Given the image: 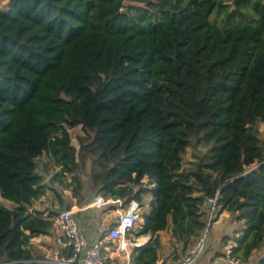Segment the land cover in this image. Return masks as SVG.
Segmentation results:
<instances>
[{
  "label": "trees",
  "instance_id": "1",
  "mask_svg": "<svg viewBox=\"0 0 264 264\" xmlns=\"http://www.w3.org/2000/svg\"><path fill=\"white\" fill-rule=\"evenodd\" d=\"M232 1L7 0L0 197L15 206L0 205V261L33 258L30 240L52 238L53 216L69 207L30 210L47 191L37 173L46 154L57 181L71 177L76 205L90 191L142 205L149 193L136 235L170 223L179 253L205 228L201 200L217 195V216L235 224L236 255L264 264V0ZM77 126L75 148L68 130ZM190 148L195 161L184 167ZM158 249L152 240L134 264H154Z\"/></svg>",
  "mask_w": 264,
  "mask_h": 264
},
{
  "label": "built area",
  "instance_id": "2",
  "mask_svg": "<svg viewBox=\"0 0 264 264\" xmlns=\"http://www.w3.org/2000/svg\"><path fill=\"white\" fill-rule=\"evenodd\" d=\"M143 207L135 198L125 201L87 193L84 204L69 205L53 216L54 247L51 254L33 257L20 264H134L135 251L152 241L148 234L136 235ZM218 208L217 195L201 200L199 209L206 217L203 231L178 258L172 261L157 258L154 264H203L206 257V264H248L236 255V244L232 241L215 244L216 251L211 257L207 256L211 248L210 228L216 223ZM90 210H97L99 214L109 210L113 221L92 233L81 219L89 215Z\"/></svg>",
  "mask_w": 264,
  "mask_h": 264
},
{
  "label": "rangeland",
  "instance_id": "3",
  "mask_svg": "<svg viewBox=\"0 0 264 264\" xmlns=\"http://www.w3.org/2000/svg\"><path fill=\"white\" fill-rule=\"evenodd\" d=\"M6 5H7V0H0V11L4 10ZM257 129H258V137L262 140L264 144V123H258ZM68 132H69L70 139H71V145L77 148L78 145H77L76 137L78 135H83L82 130L80 129L79 126H77L73 129H69ZM195 153L196 152L194 149L192 148L187 149L184 155V159H183L184 167H190V165L195 161V157H194ZM80 170H83L82 171L83 173L80 176L82 180L85 182L87 180L89 170H90V161L88 160L85 161L84 165H82ZM37 173L42 176L43 182L46 185L47 191L43 197L33 202L32 207H31L32 209L36 207L44 208L45 210H47V216H48L50 214H54V212L58 211L64 204L75 205L76 199L73 197V194L71 192V187L65 186V185L71 184V180H72L71 177H69L68 174L60 175L59 178L61 182L57 181L56 175L60 174L59 167H56L54 165L53 160L48 155L43 154L41 157L37 159ZM145 185L148 186V181L146 179L143 180V188ZM151 186H149V188H151ZM83 191L87 193L86 184H85ZM134 192L135 193L139 192L141 194L142 190L140 192L139 187H134ZM89 194L92 195V192L90 191ZM143 196H146L143 200L144 202L143 209L149 210L150 203H151V199L149 198V193L148 194L144 193ZM0 205H3L8 208H13L15 206L12 202L6 199H3L2 197H0ZM92 214H99V212L97 210H90L89 215H92ZM230 220H231L230 216L228 212L226 211H223L218 215L216 223L212 226V228H210V232H213V235H212L213 237L211 236V239H210L211 248L209 249V253H207V256L211 257L213 252L216 251L214 249L216 248L215 246L216 237H221V236L223 237L226 234L227 236H231V239H228L226 241H221L220 245L226 242H230V241L235 243L234 241L235 236H237L236 234L234 235V232H233L235 228L234 226L235 224L232 220H231L232 223H229ZM155 239L158 240V243H159L158 257L161 260L172 261L174 258H178L182 243L172 237L171 232H170V223L165 230L158 232L156 235L152 237V240H155ZM39 242L41 244L43 240L41 239ZM256 254L252 253L251 256L248 258V260H243V261L245 263L247 262L248 264L256 263L257 261ZM206 259L203 262V264H206ZM0 262L1 264H4L2 260Z\"/></svg>",
  "mask_w": 264,
  "mask_h": 264
},
{
  "label": "crops",
  "instance_id": "4",
  "mask_svg": "<svg viewBox=\"0 0 264 264\" xmlns=\"http://www.w3.org/2000/svg\"><path fill=\"white\" fill-rule=\"evenodd\" d=\"M31 211L34 214H36V216L47 217V210H45L44 208L36 207ZM81 219L85 221L87 227H89L88 229L92 231V233L97 232V230H99L102 227H107L113 221L112 215L110 214L109 210H106L105 212H102L100 214H92V215L86 214ZM107 219L108 221H106ZM141 223L142 222H140V224ZM41 239L43 240V242H41L40 244L39 241ZM29 247L31 250L32 257L48 256L53 251L54 241L48 235H40L30 240ZM158 259L160 258L158 257Z\"/></svg>",
  "mask_w": 264,
  "mask_h": 264
},
{
  "label": "water",
  "instance_id": "5",
  "mask_svg": "<svg viewBox=\"0 0 264 264\" xmlns=\"http://www.w3.org/2000/svg\"><path fill=\"white\" fill-rule=\"evenodd\" d=\"M240 0H233L232 5L235 6Z\"/></svg>",
  "mask_w": 264,
  "mask_h": 264
}]
</instances>
